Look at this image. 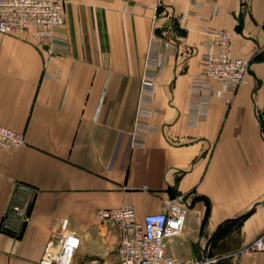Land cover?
Listing matches in <instances>:
<instances>
[{"label": "crops", "instance_id": "crops-1", "mask_svg": "<svg viewBox=\"0 0 264 264\" xmlns=\"http://www.w3.org/2000/svg\"><path fill=\"white\" fill-rule=\"evenodd\" d=\"M263 22L264 0H66L47 64L34 29L0 35V124L26 140L0 150V264H40L64 221L82 241L73 264H116L119 234L96 212L132 205L142 221L179 195L168 254L264 264L240 254L264 233V53L236 93L213 82L192 114L206 31H231L233 57L250 58ZM148 57L156 115L139 118L152 130L134 145Z\"/></svg>", "mask_w": 264, "mask_h": 264}, {"label": "built area", "instance_id": "built-area-1", "mask_svg": "<svg viewBox=\"0 0 264 264\" xmlns=\"http://www.w3.org/2000/svg\"><path fill=\"white\" fill-rule=\"evenodd\" d=\"M189 1L197 5V0ZM65 2L66 0H0V35L20 36L34 29L39 47L46 52L47 64L54 54L56 32L65 23ZM260 26L264 32V22ZM206 35L208 40L202 59L203 72L196 76L192 83V96L197 102L192 114L196 120L203 115L202 109L209 101L213 82L221 84L224 91L236 93L247 83V75L254 59L264 53L263 46L250 58H235L232 55L231 31L210 29L206 31ZM153 60L148 57L142 78L138 119L133 134L134 145L152 130L150 126L142 124L139 118L143 115H156L145 105L147 100L153 98L154 77L160 67L159 63L153 66ZM25 145L23 134L0 124V150H19ZM186 212L184 196L179 195L165 200L162 212L147 214L142 221L137 219L136 210L132 205L99 209L96 218L111 225L119 234L116 264H207V259H179L166 251L167 239L183 231ZM81 245L80 236L70 232L68 221H64L60 235L47 244L40 264H73ZM258 252H264V233L253 239L240 254Z\"/></svg>", "mask_w": 264, "mask_h": 264}, {"label": "water", "instance_id": "water-1", "mask_svg": "<svg viewBox=\"0 0 264 264\" xmlns=\"http://www.w3.org/2000/svg\"><path fill=\"white\" fill-rule=\"evenodd\" d=\"M19 187H20V188H23V189H27V190L32 191L31 189H29V188H27V187H25V186H22V185H19ZM29 209H30V205H29V207H28V209H27V211H26V213H25V215H24V220L26 219V216H27V214H28ZM6 231H8V230H6ZM8 232H10V231H8Z\"/></svg>", "mask_w": 264, "mask_h": 264}, {"label": "rangeland", "instance_id": "rangeland-1", "mask_svg": "<svg viewBox=\"0 0 264 264\" xmlns=\"http://www.w3.org/2000/svg\"><path fill=\"white\" fill-rule=\"evenodd\" d=\"M115 248H117V247H115ZM115 256H113V258H114Z\"/></svg>", "mask_w": 264, "mask_h": 264}]
</instances>
